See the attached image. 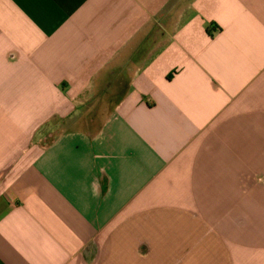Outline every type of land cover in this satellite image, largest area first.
<instances>
[{
    "label": "crops",
    "instance_id": "0c3cea01",
    "mask_svg": "<svg viewBox=\"0 0 264 264\" xmlns=\"http://www.w3.org/2000/svg\"><path fill=\"white\" fill-rule=\"evenodd\" d=\"M0 264H264V0H0Z\"/></svg>",
    "mask_w": 264,
    "mask_h": 264
},
{
    "label": "rangeland",
    "instance_id": "374dc122",
    "mask_svg": "<svg viewBox=\"0 0 264 264\" xmlns=\"http://www.w3.org/2000/svg\"><path fill=\"white\" fill-rule=\"evenodd\" d=\"M67 129H69V128H66V127H65V128H62V127H61L58 131H56V132L54 133L53 137L56 136V135H58V134H61L62 131L67 130ZM51 139H52V137L49 138V141H50Z\"/></svg>",
    "mask_w": 264,
    "mask_h": 264
},
{
    "label": "trees",
    "instance_id": "16d2710c",
    "mask_svg": "<svg viewBox=\"0 0 264 264\" xmlns=\"http://www.w3.org/2000/svg\"><path fill=\"white\" fill-rule=\"evenodd\" d=\"M207 32H208V34H210V35H212V33H213L209 28L207 29Z\"/></svg>",
    "mask_w": 264,
    "mask_h": 264
}]
</instances>
